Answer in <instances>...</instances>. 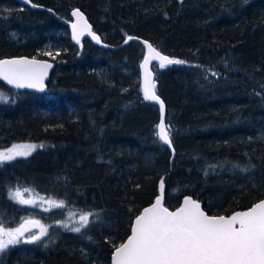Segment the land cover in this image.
Listing matches in <instances>:
<instances>
[{
    "label": "trees",
    "instance_id": "16d2710c",
    "mask_svg": "<svg viewBox=\"0 0 264 264\" xmlns=\"http://www.w3.org/2000/svg\"><path fill=\"white\" fill-rule=\"evenodd\" d=\"M31 1L54 13L0 0V58L55 67L44 93L0 81V151L36 146L0 164V221L17 225L35 213L34 234H47L10 246L0 264H111L162 178L171 209L187 195L212 215L264 199V0ZM75 7L111 45L138 36L186 62L152 67L174 157L156 135L160 107L144 97L145 46L74 42ZM16 188L47 209L21 206L10 196ZM73 213H93L80 232L71 230L81 227Z\"/></svg>",
    "mask_w": 264,
    "mask_h": 264
},
{
    "label": "snow or ice",
    "instance_id": "6c2138e0",
    "mask_svg": "<svg viewBox=\"0 0 264 264\" xmlns=\"http://www.w3.org/2000/svg\"><path fill=\"white\" fill-rule=\"evenodd\" d=\"M25 4L31 0H23ZM36 7L37 5H32ZM22 10V9H21ZM74 16L82 18L83 14L77 9ZM89 31H90V26ZM73 39L79 42L83 34L77 24L72 25ZM97 42L100 38L92 33ZM133 39L129 36L128 40ZM127 42V41H125ZM150 53L160 61L159 67L183 64L185 61L169 58L158 52L151 44L144 41ZM45 55L53 56L51 51ZM59 55V52L56 53ZM148 60L145 59L146 66ZM52 65L38 62L35 59H3L0 60V76L18 88H37L43 90V79ZM213 76L217 73H211ZM150 73L145 72L144 97L147 100L158 101L162 114L157 125L156 135L165 144L171 146L170 126L165 125L163 119L164 103L156 95L155 85L149 83ZM0 99H6L0 96ZM35 145H14L7 151H0V164L12 161L17 157H27L35 149ZM19 149V150H18ZM215 167V166H211ZM163 193V179L160 182ZM10 196L21 204H34L33 200L23 199L19 188L10 190ZM162 196L150 208L144 209L143 214L136 217L132 234L126 243L115 249L113 264H264V200H260L249 210L236 212L230 217L208 216L197 201L186 197L184 206L176 211H169L162 206ZM58 207L63 206L60 202ZM93 213L80 216L81 227L71 230L80 232L81 228L89 224V217ZM36 221L25 220L16 228H5L0 221V254L10 246L20 243H36L47 234V229L41 227L40 233L25 237L30 231L27 226ZM239 225L238 227L236 225Z\"/></svg>",
    "mask_w": 264,
    "mask_h": 264
},
{
    "label": "water",
    "instance_id": "95a60500",
    "mask_svg": "<svg viewBox=\"0 0 264 264\" xmlns=\"http://www.w3.org/2000/svg\"><path fill=\"white\" fill-rule=\"evenodd\" d=\"M16 1H18V2L21 3L22 5H26V6H29V7H31V8H37V9H43V8H45L44 6H42V5H40V4H36V3L32 2V1H31L30 3H28V4H25V3L23 2V0H16ZM32 5H37V6H36V7H33ZM77 9L83 14V17H82V18H78L77 16H74V15H73V12H74L75 10H77ZM73 24H77V25H78V29L81 30V31L83 32V34L80 36V40H79V42H77L76 40L73 39V28H72V25H73ZM68 25H69V29H70L71 39H72L74 42H76V43H80L82 40H85V39H90L94 44H96V45H98V46H100V47H102V48H113V49H117V48H120V47H123V46L127 45L128 43H130V42L133 41V40H138V41H140V42L145 46V54H144V57H143V59H142V61H141V63H140V78H141L142 89H144V87H145V72H146V71H147L148 73H150V76H149V83L155 85V74H154V70H153L152 67H153L154 63H156V62L160 64V61H159L158 59H155V58H154L155 54H154V53H150V51H149L147 45L144 43V41H147L148 44H151V45L153 46V48H155V49H156L158 52H160L162 55H164V56H168L169 58H171L170 55L163 53V52H162L161 50H159L156 46H154L149 40L144 39V38H141V37H138V36H131V37H133V39H131V40H128V37H129V36H128V37H127V38H126L121 44L116 45V46H115V45H111V44H109V43H107V42H104L103 39H102V37L100 36V34L94 30V26H93V24L90 22V20H89L87 14H86L81 8H79V7H75V8H73V9L71 10V13H70V20H68ZM88 26H90V31H89V27H88ZM92 33H94L96 36H98V37L100 38V41H99V42H97L95 39H93V37H92ZM125 41H127V42H125ZM19 58H27V59H29V60L35 59V60L38 61V62H47V63H49V64L52 65V67L49 68V69L47 70V75L44 76V79H43V85H44L43 90H40V89H37V88H27V87H24V88H18V87H16L15 84H10V83H8V81L5 80V79H3L2 76H0V81H1V83H2L3 85H5L6 87H8V88H14V89H17V90H19V91H28V92H34V93H44V92H46L47 89H48V82H49V80H50L51 73H52V71H53V69H54V67H55V62L52 61V60H49V59H45V58L30 57V56H13V57H4V58H0V60H3V59H19ZM145 59L148 60V63H147L146 66H143V67H142V65H144ZM154 90H155V92H156V89H154ZM156 95L159 96V97H160V100H162L163 103H164L163 119H164V122H165V125H166V104H165L164 100L162 99V97H161L157 92H156ZM148 101H150V102H152V103H154V104L159 105V102H158V101H153V100H148ZM159 107H160V105H159ZM160 112H161V111H160ZM161 117H162V114H161ZM160 121H161V119H160ZM166 127H167V126H166ZM166 145H167V144H166ZM167 146L171 149L172 154H173L172 157H174V156H175V150H174V147H173L172 143H171V146H169V145H167ZM162 179H163V183H164V190H163V193H161V190H160V183H159V194L156 196V198L154 199V201H153L150 205L144 207V208L142 209V211H141L137 216L143 214L144 209L152 207V205L156 202V199H157L158 196H162V199H161L162 206L165 207V208H167L169 211H176L178 208L184 206V200H185V198H186V197H190L192 200L197 201V202L200 204V206H201V210H202L206 215H208V216H217V217H218V216L230 217V216L234 215L236 212H244V211H247V210H249L252 206H254L256 203H258V202L260 201V200H259L258 202H256L255 204H253V205H252L250 208H248V209L237 210V211H235V212H233V213H231V214H229V215H212V214H209V213L203 208V205H202V202H201V201H199L198 199H195V198L192 197L191 195H187V196L183 197L181 204H180L177 208H175V209H171V208H169V207L165 204L166 184H165V180H164V178H162ZM162 179H161V180H162ZM161 180H160V182H161ZM261 200H264V199H261ZM137 216H136V217H137ZM136 217H135L134 220H133L132 228H133L134 225H135ZM236 226L238 227L239 225L237 224ZM131 234H132V230H131ZM131 234H130V235H131ZM130 235H129V236H130ZM127 239H128V238H127ZM127 239H126L123 243H126V242H127ZM118 247H119V246H118ZM114 252H115V251H114ZM114 252H113V254H112V258H113ZM111 264H113V261H112V260H111Z\"/></svg>",
    "mask_w": 264,
    "mask_h": 264
},
{
    "label": "rangeland",
    "instance_id": "374dc122",
    "mask_svg": "<svg viewBox=\"0 0 264 264\" xmlns=\"http://www.w3.org/2000/svg\"><path fill=\"white\" fill-rule=\"evenodd\" d=\"M49 46L50 45H48V47H46V49H47V51H51V50H49ZM25 191H22V196H23V199L25 198L26 200H33V201H35V203L34 204H21L20 203V205L21 206H27V210H29L30 212H37L36 210H40V209H47V206H46V204H44L43 202H40L37 198H34L33 196H31L32 194H29V193H24ZM18 201V200H17ZM19 202V201H18ZM46 206V207H45ZM82 214H79V213H73L72 214V218H73V222H75V223H80V216H81ZM36 214L35 213H29L28 215H27V217L26 218H24V221L25 220H30V221H36V220H33V219H35L36 218ZM23 221V222H24ZM23 222H20V223H18L17 225H14V224H10V226L6 223L5 224V226L4 225H2L3 227H5V228H16V227H19V225L21 224V223H23ZM37 222V221H36ZM81 224V223H80ZM28 227H29V229H30V231L28 232V233H26L25 234V237H27L28 235H31V234H34L35 233V231H36V224L34 223H30V224H28L27 225ZM21 244V243H20Z\"/></svg>",
    "mask_w": 264,
    "mask_h": 264
},
{
    "label": "bare ground",
    "instance_id": "6f19581e",
    "mask_svg": "<svg viewBox=\"0 0 264 264\" xmlns=\"http://www.w3.org/2000/svg\"><path fill=\"white\" fill-rule=\"evenodd\" d=\"M43 6V5H42ZM45 7V6H44ZM40 10H50L52 13H54V10L52 9H48L47 7L43 8V9H40ZM83 41V40H82ZM104 41V40H103ZM105 42V41H104ZM155 46V45H154ZM193 197V196H192ZM196 199V198H195ZM200 201V200H199Z\"/></svg>",
    "mask_w": 264,
    "mask_h": 264
},
{
    "label": "flooded vegetation",
    "instance_id": "af4514ba",
    "mask_svg": "<svg viewBox=\"0 0 264 264\" xmlns=\"http://www.w3.org/2000/svg\"><path fill=\"white\" fill-rule=\"evenodd\" d=\"M16 1V0H15ZM18 2V1H16ZM22 7L26 6V5H22L21 3H19ZM25 199V198H24ZM33 220H37V218L33 219Z\"/></svg>",
    "mask_w": 264,
    "mask_h": 264
}]
</instances>
